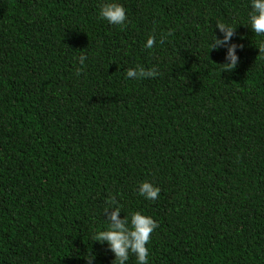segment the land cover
Instances as JSON below:
<instances>
[{
  "label": "trees",
  "instance_id": "obj_1",
  "mask_svg": "<svg viewBox=\"0 0 264 264\" xmlns=\"http://www.w3.org/2000/svg\"><path fill=\"white\" fill-rule=\"evenodd\" d=\"M102 2L0 0V264H112L91 240L112 197L122 218L156 221L148 264H264V35L249 0H118L123 27ZM217 22L235 27L231 71L209 49ZM136 65L158 75L128 78Z\"/></svg>",
  "mask_w": 264,
  "mask_h": 264
},
{
  "label": "clouds",
  "instance_id": "obj_2",
  "mask_svg": "<svg viewBox=\"0 0 264 264\" xmlns=\"http://www.w3.org/2000/svg\"><path fill=\"white\" fill-rule=\"evenodd\" d=\"M249 12L247 16V25L252 32L257 35H264V0H249ZM99 16L106 20L109 24L120 25L123 27L127 21L126 11L123 4L118 0H103L99 6ZM217 29L222 34L209 42V49L223 48L224 62L221 63L220 69L223 71H231L238 63L237 55L238 44L232 42L234 35L233 26L224 22L216 23ZM156 43V37L147 36L144 42V48L151 49ZM163 43V39L160 40ZM259 52L264 53V43L258 46ZM86 56L81 54L77 57L79 65L76 72L82 70ZM158 75L155 68H145L140 65L129 67L126 70V76L132 79L150 78ZM137 193L146 200L154 201L160 193V188L148 180L139 182ZM113 205L112 211L108 216L107 226L95 231L91 240L98 243H105L111 253H113L112 264H126L129 255L135 256L136 264H148L149 249L147 243L151 233L157 227L156 221L149 215L140 211L130 213L129 217H121L119 215L121 208L115 197L108 201ZM87 264H92L94 256L85 257Z\"/></svg>",
  "mask_w": 264,
  "mask_h": 264
}]
</instances>
